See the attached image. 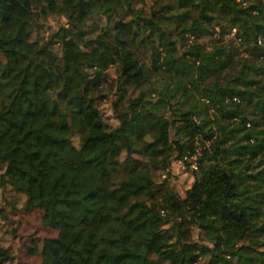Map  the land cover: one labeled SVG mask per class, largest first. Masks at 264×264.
Returning a JSON list of instances; mask_svg holds the SVG:
<instances>
[{"label": "trees", "instance_id": "trees-1", "mask_svg": "<svg viewBox=\"0 0 264 264\" xmlns=\"http://www.w3.org/2000/svg\"><path fill=\"white\" fill-rule=\"evenodd\" d=\"M52 14L68 25L33 38ZM8 185L58 231L43 264H264V0H0Z\"/></svg>", "mask_w": 264, "mask_h": 264}, {"label": "rangeland", "instance_id": "rangeland-1", "mask_svg": "<svg viewBox=\"0 0 264 264\" xmlns=\"http://www.w3.org/2000/svg\"><path fill=\"white\" fill-rule=\"evenodd\" d=\"M153 0H146L151 4ZM68 18L64 15L52 14L48 18L41 20V26H33V38L40 35L48 36L52 31L57 30L61 25H68ZM60 51L59 46H57ZM111 80H103L102 85L108 90L106 98L100 100V106L103 107L107 120L116 126L119 123L115 115L113 101L117 98L116 89L111 90L113 79L116 78L115 66L108 68ZM174 135V133H172ZM78 142V137H75ZM174 158L169 172L168 186L177 189L181 194L191 186L195 180V175L191 167L184 168L179 161ZM165 171L157 173L159 182L164 180ZM108 186L116 191L119 190L115 184L108 183ZM25 195L16 192L10 185L0 187V205L4 206L8 215V219L0 223V245L8 246L13 251L14 257L0 264H43L42 249L46 237L55 236L57 229L47 224L43 216L41 208L28 209L24 206ZM129 205H118L116 211L125 213ZM199 230L194 231L197 236Z\"/></svg>", "mask_w": 264, "mask_h": 264}, {"label": "built area", "instance_id": "built-area-1", "mask_svg": "<svg viewBox=\"0 0 264 264\" xmlns=\"http://www.w3.org/2000/svg\"><path fill=\"white\" fill-rule=\"evenodd\" d=\"M260 42H263V37L259 38ZM179 163L185 167L190 166L192 170L198 168L197 154H186L185 156L178 158Z\"/></svg>", "mask_w": 264, "mask_h": 264}]
</instances>
